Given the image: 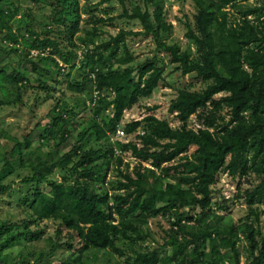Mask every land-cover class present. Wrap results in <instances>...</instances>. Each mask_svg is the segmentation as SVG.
<instances>
[{"label":"trees","instance_id":"16d2710c","mask_svg":"<svg viewBox=\"0 0 264 264\" xmlns=\"http://www.w3.org/2000/svg\"><path fill=\"white\" fill-rule=\"evenodd\" d=\"M32 1H42L52 11L38 16L29 9L17 17L20 7L0 0L5 41L0 38V61L12 54L19 57L13 66L7 62L9 71L0 68L7 103L23 99L33 88L46 93L41 99L51 98L57 90L49 81L59 83L57 76L65 75L67 89L84 96V107L86 101L92 107L90 118L79 119L81 112L69 110L64 100L60 107L58 99L48 125L38 123L17 138L0 131L8 147L0 162V199L2 194H21L14 202L22 215L0 221V264H11L5 251L16 242L40 239L51 220L62 225L50 246L39 251L36 246L28 254L33 260L23 255L13 264H45L59 250H70L67 262L91 249L111 247L124 253L115 240L129 234L144 239L142 226L159 217L170 221L162 245L170 252L161 256L160 248L134 250V256L118 264H264V0L246 6L241 0H193L195 29L185 24L186 36L197 43V55L161 41V32L172 28L163 0H143L147 8L135 5L131 12L125 8L124 15L139 19L143 31L121 29L99 43L96 28L87 32L80 38L82 55L74 41L82 21L79 0ZM232 6L241 8L238 14L229 12ZM90 18L104 21L96 14ZM141 34L152 36L182 75L195 74L206 85L181 88L171 100L168 111L178 127L156 116L158 105L122 126L142 98L164 87L165 63L159 54L138 61L131 51L127 37ZM76 64L84 69L82 78L71 75ZM193 116L196 127L189 126ZM117 128L127 137L137 133V139H115ZM94 139L107 144L89 146ZM123 152L135 158L133 164L124 160ZM112 166L118 170L110 193L104 182ZM18 168L28 171L21 177L19 189L25 191L20 193L13 187L16 179L7 180ZM248 173L259 181L238 196L247 212L234 221L233 203L228 204L222 188L213 189L222 174L239 178L240 189Z\"/></svg>","mask_w":264,"mask_h":264},{"label":"rangeland","instance_id":"374dc122","mask_svg":"<svg viewBox=\"0 0 264 264\" xmlns=\"http://www.w3.org/2000/svg\"><path fill=\"white\" fill-rule=\"evenodd\" d=\"M12 1L20 7V11L16 15L17 17H21V14H23V12H29V9L32 10V12L38 16H41L42 13H50L52 11V8L50 7L44 8V2L42 1ZM259 3L260 1L258 0L240 1V5L243 6H246L248 4L258 5ZM79 4L82 21L80 22V29L77 35L75 36L74 41L76 45H78V47L75 48L78 54L80 55H82L84 51L83 46L85 45L80 38L87 36V32H92L95 28L98 30V35L95 37L97 43L101 42L104 39H109L111 35H116L121 29L134 32L144 30V27L139 19H130L124 15L125 8H128L130 12L135 5H141L143 9L147 8L146 3L143 0H124L123 3L121 2V0H79ZM148 6L150 13H152L155 8L154 5L150 3ZM87 8L91 10L90 13L86 10ZM240 9L241 8L234 6L228 8L229 12L232 14H238ZM163 11L167 21L172 24V28L171 30L161 32V41L166 42L169 45L177 43L181 46L182 50L188 49L193 55H197V43L186 36L187 27L185 24L187 21L191 24L192 28L195 29L194 14L196 10L194 8L193 0H163ZM93 14L102 17L104 21L96 22L95 20L91 19L90 16ZM3 36L4 33L0 31V38L4 43L5 41H3ZM127 38L131 51L134 52L138 61H143L159 54V56L161 57L159 59H161L165 63L164 74L166 75L165 80L163 82L164 87L155 89L151 97L142 98L140 102L127 113L126 118H124L122 121V126L124 127V125L129 122L131 118H135L137 120L142 119L144 115L148 113V111L146 110L147 107L158 105L159 107L155 111L156 116L162 119H167L173 127H178L180 123L174 118V115H171L168 111L171 100L176 97L178 90L181 88H188L190 90H194L204 88L206 85L202 82L197 81L194 78L195 74L190 73L186 74L185 76L182 75L181 69L177 70V64H173L170 62L168 54L165 51H160L157 48V43L154 38H152V36L144 37V35L141 34L139 36L129 35ZM1 40L0 46L2 43ZM90 48H94V45L91 44ZM2 58L3 55L0 52V59ZM18 59V56L12 54L11 58H7L3 61H0V68L3 67L5 70L9 71L10 66H8L7 62L9 60L12 61L11 64L13 66L14 63H17ZM75 66L76 67L71 71L72 77L82 78L84 69H81L79 67L81 66L80 64H76ZM26 72L27 74L32 75L30 71L28 72L27 70ZM67 72H69V67H67L65 70V73ZM55 74L57 75V73ZM33 77L34 76L32 75V78ZM57 77L59 83L55 81H49L51 85L55 86L57 91L53 93V97L48 98L46 100L41 99L39 97H42L46 94L44 91L40 92L37 89L33 88L28 89L26 91L23 96V99L15 101V103H7L9 97L6 95V93H4L3 90L0 89V131L7 133L11 137L17 138L23 135L24 132L31 130L38 123L41 126L48 125L52 119V107L55 105V103L58 102V99L61 100L60 102L62 105L60 107H63L65 102L68 105L69 110L74 109L76 112H81L78 116L79 119L90 118L89 109L92 107V102L86 101V105L88 107H84V105L82 104L84 96H80V94H76L67 89L65 75H58ZM6 88H9V86H6ZM14 97L15 95H12L11 98ZM224 110L225 111H223L222 114H225L227 109ZM194 123L195 117L193 116L189 120V126L196 127ZM84 126H89V123L84 122ZM142 132L143 129H140V133ZM136 135L137 133L129 134V136L125 139L127 141L136 140ZM3 140L5 139H0V162L3 159V155L5 154V152L8 151L7 145H3L5 142ZM105 144H107V142L102 143L94 139L92 140L89 146L101 148L105 146ZM121 154L123 155L125 161H129L131 164L134 163L135 158L132 157L130 153L123 152ZM121 168H125V166H122ZM117 170L118 169L115 166H112L104 182L105 188H107L110 193L114 192L113 188L117 182ZM27 172L28 171L26 169L20 170L18 168V173L16 172L14 175H10V178L7 179H16L15 183L13 184V187L18 190L19 193L21 191H25V189H19V186L21 185V177L23 175H26ZM248 174V176L244 177L241 180L242 184L240 189H238L237 187V182L239 178L231 179L229 176H225V174L221 175L219 183H217V185L213 189L215 190L222 188L226 193V198L230 196V198L228 199V204L233 203L230 209V215L234 221H238L240 218H243L247 212V207L244 203L243 198L238 196L244 193L247 188L253 187V185L259 181V179L256 178L253 174ZM55 176L59 177V172H56ZM13 196L14 197H10L7 194L1 195L0 221H3L5 219H11L12 217L13 220H15V218H21L22 215L20 214V212H18V209H16V204L14 202V200H16L17 194ZM20 196L21 194H19L17 197ZM12 213L14 214L10 216ZM59 225H62L59 220H51L48 222L45 232L37 241L27 244L26 239H22L21 241L16 242L14 246L5 251L8 254V256L6 255L8 261H11V264H13L14 261H20L23 255H28L29 252H32L31 250H34L36 246L38 248V250L36 251L45 250L47 247L50 246L51 240L55 237L57 232L56 229L59 227ZM169 228L170 221L168 218L159 217L156 219H151L149 220V223L147 225L142 226L140 234L145 236L144 239H138L137 234H129L130 238L128 239L119 236L115 240L117 248L124 251V253H121L119 250H114L111 247L100 250L91 249L82 251V256L79 259L75 257L73 261L67 262L68 256L71 253L70 250H59L54 253L51 257H49L45 264L126 263L125 260L128 256L135 255L134 250L146 252L152 251L153 249L157 248H160L161 256H164L165 254L170 252L169 249L162 250L165 231H168ZM12 229L15 230V228ZM64 233H66V231H64L63 234ZM243 243L244 241L240 244ZM244 259L245 258L243 257V260ZM28 260H33V257L31 255H28ZM169 264L175 263L171 261L169 262Z\"/></svg>","mask_w":264,"mask_h":264},{"label":"built area","instance_id":"2783aa9c","mask_svg":"<svg viewBox=\"0 0 264 264\" xmlns=\"http://www.w3.org/2000/svg\"><path fill=\"white\" fill-rule=\"evenodd\" d=\"M125 136H126V132H124L122 128H117L116 137L123 138Z\"/></svg>","mask_w":264,"mask_h":264},{"label":"clouds","instance_id":"9594fccd","mask_svg":"<svg viewBox=\"0 0 264 264\" xmlns=\"http://www.w3.org/2000/svg\"><path fill=\"white\" fill-rule=\"evenodd\" d=\"M127 137V134H126V136L125 137H123V138H118V137H115V139H119V140H123V139H125ZM228 192V191H227ZM225 193V192H224ZM225 195H226V193H225ZM228 198H230V196L228 197Z\"/></svg>","mask_w":264,"mask_h":264}]
</instances>
